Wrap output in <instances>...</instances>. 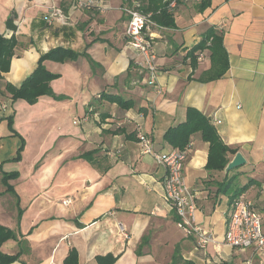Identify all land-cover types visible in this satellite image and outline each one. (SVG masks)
I'll list each match as a JSON object with an SVG mask.
<instances>
[{"label": "crops", "instance_id": "1", "mask_svg": "<svg viewBox=\"0 0 264 264\" xmlns=\"http://www.w3.org/2000/svg\"><path fill=\"white\" fill-rule=\"evenodd\" d=\"M84 1L93 4L0 0V33L16 42L0 75V225L14 233L1 250L17 255L9 264H63L71 248L78 264H99L97 256L115 257L111 264H264L254 245L223 240L238 194L264 212V0H208L203 8L178 0L174 26L152 29L154 84L127 45L125 1ZM56 8L64 22L46 19ZM10 17L15 29L6 26ZM210 27L222 31L228 58L216 79L206 74L208 49L195 51L193 61L189 55ZM57 47L75 54L43 61L58 74L50 85L63 97L12 99L5 84L20 86L39 57ZM187 107L206 115L245 158L227 174L208 170V143L191 136L183 174L196 222L211 238L205 248L177 226L163 198L164 169L141 153L136 137L141 129L155 150H171L164 134L184 121Z\"/></svg>", "mask_w": 264, "mask_h": 264}, {"label": "trees", "instance_id": "2", "mask_svg": "<svg viewBox=\"0 0 264 264\" xmlns=\"http://www.w3.org/2000/svg\"><path fill=\"white\" fill-rule=\"evenodd\" d=\"M124 1L128 7L137 8L143 13H151V19L158 26H174L173 12L167 8L168 0H137L138 3L136 5L132 4V0ZM207 4L208 0H203L200 3L202 8ZM6 26L10 29H15L12 23V17L6 20ZM15 45L16 42L13 37L6 38L0 33V75L7 72L10 68V61L14 56ZM203 49H208L210 57V68L206 71V74H208L210 79L219 78L228 67V58L223 46L222 31L214 27L208 28L202 35L200 41L190 49L189 55L192 61L196 59L193 53ZM74 58L75 54L70 50L61 47L51 49L39 57L37 67L24 79L20 86L15 87L10 83H6L5 90L10 94L12 99L21 98L29 104L35 103L41 96L61 99L63 96L56 95L50 85V81L58 77V74L47 70L43 61L48 59L55 62H64ZM104 96L109 100L111 99V101H116L121 107L128 108L131 105L126 101L123 102L118 96L110 94H104ZM197 133L202 141L208 143L206 169L223 170L229 161L228 155H234L238 148L226 145L221 140L210 119L196 108L187 107L184 121L168 128L164 134V138L173 147L172 149L186 151L189 147L191 136ZM234 195L232 194V198ZM262 217L264 223V212L262 213ZM11 238H14L13 231L8 227L0 225V264H9L17 258V255L6 254L1 250L2 243ZM96 260L99 264H111L115 260V257L97 256ZM62 263L78 264V254L75 248H71L68 251Z\"/></svg>", "mask_w": 264, "mask_h": 264}, {"label": "built area", "instance_id": "3", "mask_svg": "<svg viewBox=\"0 0 264 264\" xmlns=\"http://www.w3.org/2000/svg\"><path fill=\"white\" fill-rule=\"evenodd\" d=\"M189 1L200 3L203 0ZM84 2V0H76V4L79 5L91 6L93 4L92 1ZM177 2L178 0H168L167 8L172 10ZM122 10L127 16L124 30L127 45L142 56L140 66L144 67L146 81L149 84H154L156 80V56L152 49V29L160 26L151 19V13H143L137 8L128 6H124ZM50 18H54L58 22L65 21V17L59 8L48 14L46 19L49 20ZM136 137L141 153L153 157L164 169L162 179L163 198L168 207L175 213L177 226L186 235L195 236L199 248H205L211 238L202 230L195 219L196 207L193 194L183 174L186 151L179 149H171L166 152L157 151L153 148L149 136L141 129H138ZM262 159L264 161V147ZM62 202L66 204L69 199ZM223 240L231 247L246 248L254 245L255 249L264 251L262 214L255 209L252 200L243 194H238L231 202L226 216V231Z\"/></svg>", "mask_w": 264, "mask_h": 264}, {"label": "water", "instance_id": "4", "mask_svg": "<svg viewBox=\"0 0 264 264\" xmlns=\"http://www.w3.org/2000/svg\"><path fill=\"white\" fill-rule=\"evenodd\" d=\"M245 163V158L242 156V154L237 151L233 157L231 158V160H229L226 164V166L224 167V173H228V171H230L231 169H234L238 166H241L242 164Z\"/></svg>", "mask_w": 264, "mask_h": 264}, {"label": "rangeland", "instance_id": "5", "mask_svg": "<svg viewBox=\"0 0 264 264\" xmlns=\"http://www.w3.org/2000/svg\"><path fill=\"white\" fill-rule=\"evenodd\" d=\"M20 110H21V112H25V109H24L23 107H21ZM31 135H32V134L30 133V136H31ZM33 150H34V148L31 147V148H30V151L32 152ZM250 168H251V167L248 165L246 169H250Z\"/></svg>", "mask_w": 264, "mask_h": 264}]
</instances>
